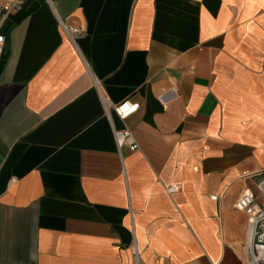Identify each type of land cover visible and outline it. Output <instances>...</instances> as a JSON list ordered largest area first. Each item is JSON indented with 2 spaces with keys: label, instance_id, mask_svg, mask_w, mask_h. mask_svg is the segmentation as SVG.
I'll use <instances>...</instances> for the list:
<instances>
[{
  "label": "crops",
  "instance_id": "obj_1",
  "mask_svg": "<svg viewBox=\"0 0 264 264\" xmlns=\"http://www.w3.org/2000/svg\"><path fill=\"white\" fill-rule=\"evenodd\" d=\"M0 33V264H247L264 0H26Z\"/></svg>",
  "mask_w": 264,
  "mask_h": 264
},
{
  "label": "built area",
  "instance_id": "obj_2",
  "mask_svg": "<svg viewBox=\"0 0 264 264\" xmlns=\"http://www.w3.org/2000/svg\"><path fill=\"white\" fill-rule=\"evenodd\" d=\"M26 0H7L5 5L0 4V16L4 19L12 12L17 11ZM70 35L80 33V28L66 27ZM5 44V36L0 33V56L2 55ZM104 110L107 114L115 112L121 119H126L135 113L138 103L130 101L113 102L109 98L102 99ZM116 142L119 147L126 143L132 150L138 147V143L133 139L132 132L129 129L114 130ZM175 190V186L169 188ZM216 198V196H212ZM236 208L244 211L248 216V240L245 246V257L247 264H264V173L256 184V190H245L235 204ZM136 255L137 251H136Z\"/></svg>",
  "mask_w": 264,
  "mask_h": 264
}]
</instances>
